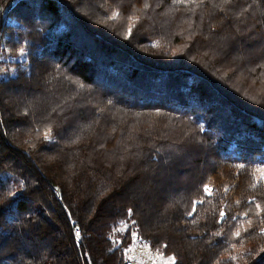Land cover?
I'll return each instance as SVG.
<instances>
[{
    "label": "trees",
    "instance_id": "obj_1",
    "mask_svg": "<svg viewBox=\"0 0 264 264\" xmlns=\"http://www.w3.org/2000/svg\"><path fill=\"white\" fill-rule=\"evenodd\" d=\"M231 58L264 71V0H0V264H123L136 239L264 264V95Z\"/></svg>",
    "mask_w": 264,
    "mask_h": 264
},
{
    "label": "rangeland",
    "instance_id": "obj_2",
    "mask_svg": "<svg viewBox=\"0 0 264 264\" xmlns=\"http://www.w3.org/2000/svg\"><path fill=\"white\" fill-rule=\"evenodd\" d=\"M113 15L117 16V11H113ZM140 16L144 17L143 14H140ZM134 17V16H133ZM141 17V18H142ZM149 20V23L152 25L153 28L157 29L156 31L152 32L149 31L150 34H157L156 32L160 33V36H164L163 32L167 31L165 29L170 27V24L168 23L169 20H171V15H170V10L169 9H165L159 13H154L152 15L147 14L146 16ZM140 19V17H134L131 19V21L129 22L130 26L134 25L136 23V20ZM177 26L173 27L172 29L176 28ZM165 28V29H162ZM180 28V27H179ZM162 30L163 32H160L159 30ZM165 34V33H164ZM154 44L159 45L160 43H158L157 41L154 42ZM161 45V44H160ZM219 42H215L212 43V48L211 50H217L219 47ZM163 49H166V46H161ZM216 47V48H213ZM178 49V48H177ZM176 48H174L173 52L176 54L177 51ZM251 50V49H250ZM250 50L246 51V53H249ZM218 51V50H217ZM220 51V50H219ZM251 52H255V50H251ZM213 54H215V52L212 51ZM242 56V55H241ZM20 58H24L23 56H20ZM245 59V57L243 56L240 60V62H243ZM233 60V58H231L229 61L223 63V66H221L222 71H224L225 73H229V74H233V78L236 81H239V84L241 83L243 85V87L247 90V88H249V93L253 96L256 97H260L259 95L263 96L264 95V71H261L255 67V69H258L257 71V78L256 77H247V70L251 71L250 68L248 69H244L245 68V64H243L242 66L238 64V62H236ZM173 136H179L180 132L179 131H173ZM49 133L45 132V135H48ZM49 137V136H48ZM51 138V137H49ZM127 255L128 257L132 258V259H136L138 261H140L142 264H171L173 261L172 257H166L163 256L157 252L152 251L149 246L139 240H135L133 245L129 248V250H127Z\"/></svg>",
    "mask_w": 264,
    "mask_h": 264
},
{
    "label": "built area",
    "instance_id": "obj_3",
    "mask_svg": "<svg viewBox=\"0 0 264 264\" xmlns=\"http://www.w3.org/2000/svg\"><path fill=\"white\" fill-rule=\"evenodd\" d=\"M75 231H76V235L78 236L80 234V231L78 229H76ZM123 264H142V263L136 259H128Z\"/></svg>",
    "mask_w": 264,
    "mask_h": 264
},
{
    "label": "snow or ice",
    "instance_id": "obj_4",
    "mask_svg": "<svg viewBox=\"0 0 264 264\" xmlns=\"http://www.w3.org/2000/svg\"><path fill=\"white\" fill-rule=\"evenodd\" d=\"M129 32H131V28L129 29ZM204 190H205L206 192H209V193H210V191H211V189H210L209 186H207V185L204 186ZM193 211H195V209H193ZM189 214H191V213H189ZM220 215H221V217H223L225 214H224L223 212H221ZM237 235H239V232H237ZM173 264H174V258H173Z\"/></svg>",
    "mask_w": 264,
    "mask_h": 264
}]
</instances>
